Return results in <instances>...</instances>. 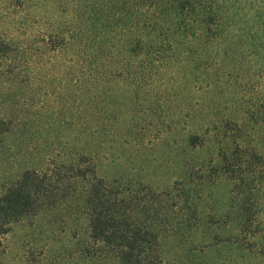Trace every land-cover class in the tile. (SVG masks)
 I'll return each instance as SVG.
<instances>
[{"label":"rangeland","instance_id":"1","mask_svg":"<svg viewBox=\"0 0 264 264\" xmlns=\"http://www.w3.org/2000/svg\"><path fill=\"white\" fill-rule=\"evenodd\" d=\"M140 3L0 0V264H264L255 30Z\"/></svg>","mask_w":264,"mask_h":264},{"label":"trees","instance_id":"2","mask_svg":"<svg viewBox=\"0 0 264 264\" xmlns=\"http://www.w3.org/2000/svg\"><path fill=\"white\" fill-rule=\"evenodd\" d=\"M161 3L178 4L183 14L186 13L183 16L187 19V21H184L187 30L195 28L198 31V28L195 26L203 27V36L210 35L216 37V40L232 32L226 26L225 20L228 16L235 15L239 20L251 23L250 31L255 30L251 34L252 38H258L259 42L257 43H260L259 45L262 47V50L264 49V0H141L140 4L151 8H158ZM205 4L208 6L204 8L198 7ZM224 5H228L227 9H231L233 12L224 11ZM240 23L242 22L240 21ZM246 36L249 37V34H246ZM11 43L9 42L8 44ZM2 45L7 46L6 43H2ZM15 193L16 190L11 191L5 196L4 201L11 202L12 198L10 195H14Z\"/></svg>","mask_w":264,"mask_h":264}]
</instances>
